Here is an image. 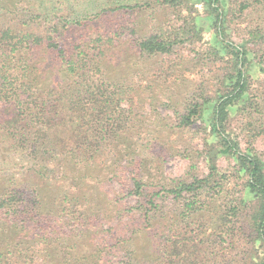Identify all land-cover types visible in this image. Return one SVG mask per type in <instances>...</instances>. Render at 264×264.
<instances>
[{"label": "trees", "instance_id": "1", "mask_svg": "<svg viewBox=\"0 0 264 264\" xmlns=\"http://www.w3.org/2000/svg\"><path fill=\"white\" fill-rule=\"evenodd\" d=\"M46 1L0 0V264H264V158L251 144L264 135V91L253 87V72L264 74L263 14L241 28L251 44H237L228 38L226 0H203L204 15L192 14L194 0H155L193 4L180 23L135 38L139 55L170 53L208 29L212 52L230 59L212 95L192 93L181 109L170 97L163 102L174 114L160 127L166 134L197 120L209 125L207 174L166 183L143 178L149 158L134 146L131 105L122 106L129 81L118 70L111 74L116 31L86 34L69 5L66 13L61 4L46 9ZM235 113L247 118L245 149L229 130ZM192 153L185 156L191 160ZM221 154L234 159L233 173L242 179L236 197H228L230 176L216 165ZM23 161L31 162L26 170ZM110 172L119 182L112 195L88 188L86 178L101 183ZM170 195L180 206L160 217L159 200ZM195 226L201 233L191 234ZM142 237L147 259L135 256ZM219 247L237 249L239 258L219 262Z\"/></svg>", "mask_w": 264, "mask_h": 264}, {"label": "rangeland", "instance_id": "2", "mask_svg": "<svg viewBox=\"0 0 264 264\" xmlns=\"http://www.w3.org/2000/svg\"><path fill=\"white\" fill-rule=\"evenodd\" d=\"M143 1H152L153 4L134 9L121 8L123 5L141 4ZM246 1L249 7L242 10L241 0H226L225 6L231 22L228 38L237 44H251V36L248 37L241 28L246 27L247 24L255 25L258 14L262 13L264 16V0ZM46 2L48 6L46 9L52 10L53 6L60 7L59 4H61L65 12L69 13L72 8L74 11L72 18H79L83 23L79 28L86 34L95 36L98 31L105 34L116 31V40L111 46L113 48L109 56L111 74L117 73L115 71L118 70L124 80L129 81L126 85V96L130 99L127 102L124 101L122 106L127 110V106L131 105L133 114L129 125H134L136 128V133L133 135L134 146L142 150L141 156L149 158L143 178L171 183L175 179H190L193 175H206L208 164L202 150L204 149L203 137L209 125L202 120H197L194 125L181 133L166 134L167 132L162 131L160 127L170 125L174 121V114L172 108L163 105V102L170 97L171 104L180 108L184 106L181 103L183 98H187L192 93L212 95L220 87L222 76L230 66V62H224V60L230 59L226 55L222 57L223 59L217 58V55L212 52L213 37L211 30L208 29L200 32V35H193L191 41L187 40L175 45L170 53L155 56L139 55L134 46L135 38L157 32L160 25L169 21L180 23L182 20H177V17L180 19L186 17L189 11L185 7L192 2L178 8L155 3V0H47ZM204 8L203 0H194V6L189 9L192 10V14L204 15ZM263 48L264 44L261 50ZM258 57L256 53L253 54L254 60H258ZM253 87L264 91V74L257 69L253 72ZM242 120L243 124H241ZM244 120L247 118L235 113L231 115L228 125L231 131L229 132L237 140L241 149L250 145H248L249 127L244 124ZM263 137H257L251 142L262 158H264ZM171 145L180 148L184 156L173 153L169 149ZM187 153H192L191 160L185 156ZM152 159L154 160L151 161ZM215 162L220 171L230 176L227 184L228 197H236L239 195L242 179L233 173L234 159L221 154L215 158ZM29 164L31 162L23 161L22 170H26ZM117 172L120 173V171ZM54 174L49 172V178L46 179L50 181ZM122 176L121 172L119 177ZM86 179L90 184L88 188L92 191L96 189L100 193L107 192L112 195L119 188V182L111 172L105 175L101 183H97L90 177ZM126 181L129 182L127 178ZM159 204L160 217H171L180 206V203L171 195L160 199ZM201 230L202 227L195 226V229L191 227V234H199ZM146 241L145 237L135 240L137 249L135 256L138 259L150 257ZM242 246L245 245L242 243ZM216 253L224 254L223 258L218 259L219 262L225 256L239 258L237 249L225 250L219 247ZM223 262L224 260L218 264Z\"/></svg>", "mask_w": 264, "mask_h": 264}]
</instances>
